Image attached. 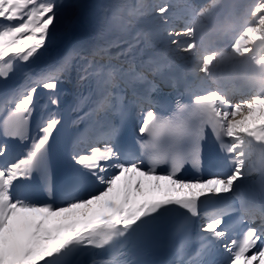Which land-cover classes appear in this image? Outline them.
Returning a JSON list of instances; mask_svg holds the SVG:
<instances>
[{"label":"snow or ice","instance_id":"snow-or-ice-1","mask_svg":"<svg viewBox=\"0 0 264 264\" xmlns=\"http://www.w3.org/2000/svg\"><path fill=\"white\" fill-rule=\"evenodd\" d=\"M193 8L195 3H186L183 15L176 16L168 0H161L152 5L141 3L130 9L128 16L155 13L154 19L160 23L150 34L188 53L195 48V41L184 17ZM262 14L264 3L257 5L255 25L238 38L234 49L247 52L250 40L264 39ZM112 19L122 30L130 23L119 11ZM177 20L182 21V27L177 28ZM59 24L56 0H0V80H8L17 71L24 76L23 83L0 101V112H6L0 119V134L28 142L22 155L0 165V264H151L137 257L148 254L169 219L175 220L172 235L179 238L174 264H264V205L247 202L239 191L250 175L259 171L256 183L264 200V167L253 168L250 157L254 146L244 139L264 142V97L234 102L222 113L227 140L209 133L188 151H157L147 158L142 149L157 147L163 124L154 121L163 106L150 95L155 84L132 62L127 68L110 63L113 57L108 56V49L116 41L95 47L89 55L83 54L81 45H74L35 74L20 67L49 49L57 39ZM105 56L109 63L99 64L98 58ZM77 58L87 61L79 80L94 78L96 98L92 99V92L78 96L73 111H80L85 104L91 106L72 124H87L72 139L70 151H65L53 136L61 123L60 114L52 111L41 116L35 131L32 118L40 87L53 93L48 98L51 105H59L54 93ZM209 59L205 57L206 62ZM143 82L149 85L147 94L135 88ZM194 88L185 80L184 91L174 102L177 108L183 107L182 96L190 97ZM126 89L132 97L127 102ZM203 99L211 101L213 97ZM134 110L140 120L136 136V144L141 143L139 154L119 142ZM111 117H118V122ZM149 130L152 139L145 141ZM209 136L227 158V166L213 151L214 170L202 178L203 146ZM99 143L102 148L81 150V145ZM5 153L6 146L0 145V156ZM186 166L197 175L185 176ZM37 181L48 197L45 202L34 198ZM237 212V219L225 222V217ZM194 221L203 223L198 226V247L189 255Z\"/></svg>","mask_w":264,"mask_h":264},{"label":"clouds","instance_id":"clouds-1","mask_svg":"<svg viewBox=\"0 0 264 264\" xmlns=\"http://www.w3.org/2000/svg\"><path fill=\"white\" fill-rule=\"evenodd\" d=\"M261 3L264 0H199L185 14L195 48L188 53L175 50L187 54L179 57L177 67L181 78L195 86L194 92L190 97L182 96V108L174 103L168 111L157 114L154 122L163 127L156 138L157 147L142 149L147 158L157 151H188L209 133L227 140L222 113L234 102L264 97V39L250 40L247 52L233 48L245 30L255 25ZM161 45V56L168 57L171 45L166 39H161ZM206 56L211 57L207 62ZM208 96L213 100L203 99ZM143 139H152L151 130ZM244 139L254 146L250 157L253 168L264 167V142ZM137 146L141 150L139 141ZM252 174L260 177L259 171Z\"/></svg>","mask_w":264,"mask_h":264},{"label":"bare ground","instance_id":"bare-ground-1","mask_svg":"<svg viewBox=\"0 0 264 264\" xmlns=\"http://www.w3.org/2000/svg\"><path fill=\"white\" fill-rule=\"evenodd\" d=\"M186 1L190 3V0ZM129 4L130 0H58L57 5L60 24L57 39L42 56L30 63L24 64V68L31 69L33 74H35L40 70L45 69L49 64L61 59L74 45L79 44L88 47V45L91 44L92 46L97 47L102 44L107 45L116 41L117 43L115 45L118 46V48H126L131 45L129 51L131 56L133 52H138L142 57L147 55L154 57L159 56L164 59V61H167L168 59L170 63L172 62L175 69L179 71L177 65L180 63L179 57L181 54H178L177 51L176 53H169V55L174 56V59L177 62L170 60V56L162 57V47L158 45L161 40L150 34L157 25H154L153 22L147 19L138 20L134 19L133 16H128V13L125 11L128 8H131L129 7ZM184 10V5L182 4V6L176 7V9L173 10V13H175L176 16H182ZM117 11H121L124 14V16L122 15L124 19L130 21L127 27L123 30L115 26L112 19L114 13ZM180 39L184 40L185 38L181 37ZM140 40H143V42H140ZM86 47H84V49L91 51L90 48L87 49ZM130 53L128 54L130 55ZM128 54H122L118 56L117 59L122 58L121 62L131 61V57L127 58ZM184 56H187V54L184 53ZM74 63L75 60L73 61L70 72L66 75V79L58 84V88L54 93L59 99L58 106H53L49 102L48 98L50 95H53V93L42 87L37 89V108L33 114V120L35 119L37 122L41 116H46L52 111L59 113V108L63 106L67 100H70L75 104L82 91L86 90L87 86L92 85L89 79H86L81 81L80 84L78 83L79 86L77 85V93L74 91L73 84L79 79L80 75L77 77L78 71L80 70V67L83 66L82 63L77 60L76 65L79 67L77 68V72H74ZM146 71L147 69L143 68V72L145 73ZM23 81L24 76L22 74L21 83H23ZM92 97L96 98L95 91ZM40 105H43V107H40ZM74 112L76 111H73V113ZM77 114L79 115L78 111ZM73 126L76 127L77 125ZM169 222L170 221L168 220L161 230L166 228Z\"/></svg>","mask_w":264,"mask_h":264},{"label":"rangeland","instance_id":"rangeland-1","mask_svg":"<svg viewBox=\"0 0 264 264\" xmlns=\"http://www.w3.org/2000/svg\"><path fill=\"white\" fill-rule=\"evenodd\" d=\"M58 0H56V2H57ZM168 2L172 5V9L173 8H176V6H180V5H182L180 2H176V4H172V0H168ZM120 15H123V13L120 11ZM153 15H150V16H148L147 18H149V21L151 20L152 22H153V24H159L160 22H159V20H158V18H156V19H154V17H152ZM137 17V16H136ZM180 24V23H182V21L181 20H177L176 21V24ZM177 28H179V27H177ZM141 42H143V40H140ZM159 46H161L162 47V45H161V43H159L158 44ZM176 53V50H175V47L174 46H171V48L169 49V53ZM183 54V53H182Z\"/></svg>","mask_w":264,"mask_h":264}]
</instances>
